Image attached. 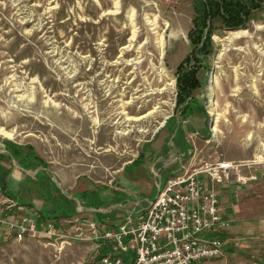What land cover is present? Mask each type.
Returning a JSON list of instances; mask_svg holds the SVG:
<instances>
[{
    "label": "rangeland",
    "instance_id": "1",
    "mask_svg": "<svg viewBox=\"0 0 264 264\" xmlns=\"http://www.w3.org/2000/svg\"><path fill=\"white\" fill-rule=\"evenodd\" d=\"M198 3L0 0V144L31 146L49 170L44 180L77 198V189L98 190L107 206L125 166L134 180L153 177L150 166L164 171L175 134L212 153L208 162L256 157L264 166V1L235 26L205 13L193 43ZM183 73L198 83L189 93ZM41 181L26 184L21 202L30 194L35 210L48 211ZM248 235L224 242V264H264V242L252 248ZM102 251L0 232V264H97Z\"/></svg>",
    "mask_w": 264,
    "mask_h": 264
},
{
    "label": "built area",
    "instance_id": "2",
    "mask_svg": "<svg viewBox=\"0 0 264 264\" xmlns=\"http://www.w3.org/2000/svg\"><path fill=\"white\" fill-rule=\"evenodd\" d=\"M262 160H202L159 184L155 196L139 210H128L115 225H103L76 210L68 219L44 218L36 210L0 196V230L15 238L78 239L103 247L97 264H224V239L229 220L222 216L214 186L241 185L264 178ZM248 169V173H245ZM65 224H70L64 233ZM67 231V230H66Z\"/></svg>",
    "mask_w": 264,
    "mask_h": 264
},
{
    "label": "crops",
    "instance_id": "3",
    "mask_svg": "<svg viewBox=\"0 0 264 264\" xmlns=\"http://www.w3.org/2000/svg\"><path fill=\"white\" fill-rule=\"evenodd\" d=\"M190 137L193 141H196V137H193V134L190 135ZM10 141L11 140H6L4 143L0 144V183L2 184L3 182L5 184L6 190L14 195L11 197H13L21 206V210H18V212L30 213L32 209L35 210V207H37L36 200L33 199V195L28 194L27 196H23L27 197L30 201L21 202L20 194L22 193V190L24 193H27V189L24 187L28 182H32V179L38 177L44 180L46 175L48 176L47 171L49 170L46 167L45 162H43L39 156L34 154L32 147L28 145L26 147H20L23 154H27L25 159L29 164L28 167H23L19 160L14 158L6 149V142L9 143ZM202 150H204L203 147H198L194 144L192 145L183 132L178 139V143L173 144L172 149L168 151L167 157L160 158V160L162 159V161L164 160L165 162L162 163V169L164 171L158 172V169L152 170L154 167L150 166L149 170L153 177H144L134 180L131 179L130 175L126 172L125 166L124 170L121 171V174L117 176V182L109 184L110 188L113 189V197H115V193L118 192L120 195L119 198L121 199H118V202L111 203V205L109 204L106 208L87 207L81 203L76 196L65 195L77 201L75 204V210L79 209L83 213L93 217L96 214L100 215V213H103L104 217L99 218L101 224L115 225L123 219L128 210L136 211L144 207L146 201L153 198L157 193L159 184L162 185L164 183L161 182L163 179L165 181L169 176L181 174L185 169H190L193 165L198 164L202 160H207L208 156H213L212 153L205 154ZM195 156L198 158L196 159ZM248 159L251 158H241L236 160ZM37 171L38 174L37 177H35ZM162 172H165L164 174H166V176H164ZM42 185L44 187V184ZM68 188L69 187H65L66 190ZM214 188L219 198L221 214L230 222L229 226L223 231L224 235H221L222 237H225L224 242L235 241L238 239L239 233L250 234L247 238L251 239L250 242L252 248L257 247L258 244L264 242V178L250 182L247 185L228 181L216 184ZM87 190L92 189H77V194L79 195ZM118 216H121V219L116 220L115 217L118 218ZM58 219L65 220L66 217L58 216ZM3 233L9 235L5 231H3ZM224 251L225 247L223 246V256Z\"/></svg>",
    "mask_w": 264,
    "mask_h": 264
},
{
    "label": "trees",
    "instance_id": "4",
    "mask_svg": "<svg viewBox=\"0 0 264 264\" xmlns=\"http://www.w3.org/2000/svg\"><path fill=\"white\" fill-rule=\"evenodd\" d=\"M264 0H247L248 3H246L243 0H199V3L195 6L194 10L197 13L196 18L193 21V27L190 29L188 37L190 38L191 42L197 43L198 41L200 42L201 40L198 39V36L200 35L199 33V25L201 24L203 27L206 25L202 24V17L204 18L205 13L208 14V16H215L216 14H219L222 16L223 24L226 26H235L239 25L242 23H246V20L249 19V12L251 8L248 7H255V6H260ZM235 20H238L235 22ZM204 22V19H203ZM196 35H195V34ZM195 35V36H194ZM200 37V36H199ZM198 48V46H196ZM200 49L202 47L200 46ZM188 59V56L184 58V61ZM183 61V60H182ZM182 83V88L186 84V91L185 93L191 92L194 88L197 87V80L193 78L192 75H188V73H183L181 77ZM185 95H180L179 99L181 97H184ZM181 134H175L172 137L173 142L178 143V139ZM11 142V141H10ZM8 143L6 142V149L11 153V155L18 159L19 162L23 167H28L29 164L26 162V157L27 154H23V152L20 149L19 144L16 143ZM38 171L35 174V177H37ZM41 183H47L44 184V189L43 193L46 195V197L51 199L52 202V207L48 211H44L42 209H38V212L40 215L44 218H57L58 216H63V217H70L73 214L76 213L75 210V202L74 199L67 197L65 194H63L61 191H59L58 187L56 186L55 183H53L50 179L47 180H42ZM49 185V188L47 186ZM0 188L3 192H5L6 196H14L11 194V192L6 190L5 184L2 182L0 183ZM53 189H55V192ZM54 191V194H52L50 191ZM9 196V197H10ZM120 195L118 192L115 193V197H112L111 199L113 200V203L118 202V199ZM78 199L80 200L81 203H83L87 207H94V208H99L103 203H105L106 199L103 198L98 190H87L84 191L83 193L79 194ZM18 203V202H17ZM106 206L108 205L105 203ZM101 214V213H100ZM224 230L220 231L221 233Z\"/></svg>",
    "mask_w": 264,
    "mask_h": 264
},
{
    "label": "bare ground",
    "instance_id": "5",
    "mask_svg": "<svg viewBox=\"0 0 264 264\" xmlns=\"http://www.w3.org/2000/svg\"><path fill=\"white\" fill-rule=\"evenodd\" d=\"M210 105L213 106V103H211Z\"/></svg>",
    "mask_w": 264,
    "mask_h": 264
}]
</instances>
